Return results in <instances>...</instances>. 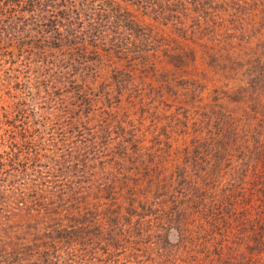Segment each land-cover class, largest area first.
I'll use <instances>...</instances> for the list:
<instances>
[{
    "label": "rangeland",
    "instance_id": "1",
    "mask_svg": "<svg viewBox=\"0 0 264 264\" xmlns=\"http://www.w3.org/2000/svg\"><path fill=\"white\" fill-rule=\"evenodd\" d=\"M56 7L0 51V264H264V0Z\"/></svg>",
    "mask_w": 264,
    "mask_h": 264
},
{
    "label": "trees",
    "instance_id": "2",
    "mask_svg": "<svg viewBox=\"0 0 264 264\" xmlns=\"http://www.w3.org/2000/svg\"><path fill=\"white\" fill-rule=\"evenodd\" d=\"M53 4H47V6H44L45 2L44 0H0V51L4 52L7 51V55H9V49L5 46L6 43H9V41H12L13 45L17 47V44H19L24 38L31 39V37H36L34 34L31 33H39L40 35H43L46 32V28H48V23L55 19V29L59 26L58 23H64V18L61 15V10L56 7V4L59 2V0H51ZM44 2V4H43ZM27 4V8L25 6ZM43 4V6H42ZM51 7V8H50ZM66 7V5H65ZM70 8V7H68ZM66 8V9H68ZM39 10H41V13H39ZM42 17V20L38 21V18ZM19 19V23L23 24V27L20 28V26H12L10 25V22L12 20ZM30 21V22H29ZM58 30H61L57 29ZM30 33V34H27ZM39 36V35H38ZM47 35L39 36L41 38H44ZM24 44H27V42H24ZM51 64V63H50ZM17 83L25 82V91L24 93H33L34 88L32 85L29 84L27 80H16ZM20 85V84H19ZM18 89H20V86H17ZM35 110V109H31ZM21 127L23 132L28 131V124L25 122V117L20 120V118H17L15 122H10L6 125L7 129H9V132L12 133L10 136V133L8 134V137H11L12 140L9 141L7 148L12 149L13 156H19V152L29 154L28 152H24L22 149V144L25 143L26 138H22L21 141H15L16 137L14 135V131L11 128H17ZM87 128H89L87 126ZM24 137H27L24 135ZM27 142V141H26ZM17 146H20V150H16ZM6 148V149H7ZM18 149V148H17ZM5 153V149L3 150ZM4 156H1V161L4 160ZM256 188L258 191L263 192L264 197V182H260ZM263 188V189H261ZM262 197V198H263ZM261 200L260 202H262ZM251 206V205H250ZM257 211L259 212V217L261 219V222L259 223L260 234L258 238L259 242L264 246V208H257ZM254 216L253 218H255ZM75 218V217H74ZM257 220V219H256ZM255 228V227H254Z\"/></svg>",
    "mask_w": 264,
    "mask_h": 264
}]
</instances>
